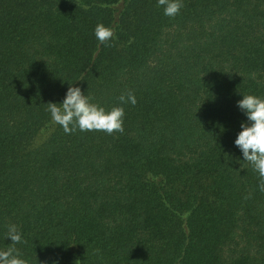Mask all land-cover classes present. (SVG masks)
I'll list each match as a JSON object with an SVG mask.
<instances>
[{
	"label": "trees",
	"instance_id": "16d2710c",
	"mask_svg": "<svg viewBox=\"0 0 264 264\" xmlns=\"http://www.w3.org/2000/svg\"><path fill=\"white\" fill-rule=\"evenodd\" d=\"M182 3L0 0V250L15 224L27 264H264V192L234 146L237 101L264 98V0ZM70 85L124 131L53 125Z\"/></svg>",
	"mask_w": 264,
	"mask_h": 264
},
{
	"label": "clouds",
	"instance_id": "9594fccd",
	"mask_svg": "<svg viewBox=\"0 0 264 264\" xmlns=\"http://www.w3.org/2000/svg\"><path fill=\"white\" fill-rule=\"evenodd\" d=\"M157 6L163 10L166 17H175L183 7L182 0H156ZM96 40L108 44L114 37V29L98 23L93 32ZM242 94V93H241ZM121 104L137 103L133 92L128 91L119 97ZM46 111L50 114L51 123L59 125L66 134L76 131H102L109 135L113 132L124 131V108L112 107L105 109L92 98L85 95L79 87L69 86L62 102H49ZM237 108L245 117L240 123V131L234 139V146L242 154L243 161L249 163L260 182L258 188L264 192V98L253 94H242L237 101ZM6 239H10V246L0 250V264H27L20 257L15 245L22 243V233L15 224L7 228ZM52 264H59L53 260Z\"/></svg>",
	"mask_w": 264,
	"mask_h": 264
},
{
	"label": "rangeland",
	"instance_id": "374dc122",
	"mask_svg": "<svg viewBox=\"0 0 264 264\" xmlns=\"http://www.w3.org/2000/svg\"><path fill=\"white\" fill-rule=\"evenodd\" d=\"M46 135L45 132H43L42 134L39 135V138H43Z\"/></svg>",
	"mask_w": 264,
	"mask_h": 264
}]
</instances>
